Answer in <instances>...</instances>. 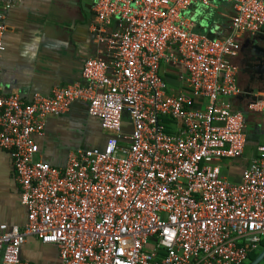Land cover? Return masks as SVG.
Segmentation results:
<instances>
[{
	"label": "built area",
	"instance_id": "1",
	"mask_svg": "<svg viewBox=\"0 0 264 264\" xmlns=\"http://www.w3.org/2000/svg\"><path fill=\"white\" fill-rule=\"evenodd\" d=\"M17 1L0 0L4 10ZM194 1L94 0L100 54L84 60L81 82L30 101L0 92V148L27 211L23 227L0 223L2 264H33L20 257L27 236L54 244L59 264H241L261 249L264 141L231 176L246 115L264 120V92L243 111L230 99L243 94L234 58L241 36L264 28V0H230V32L216 38L194 30ZM75 101L99 119L104 145L77 148L63 166L38 159L34 137Z\"/></svg>",
	"mask_w": 264,
	"mask_h": 264
},
{
	"label": "crops",
	"instance_id": "2",
	"mask_svg": "<svg viewBox=\"0 0 264 264\" xmlns=\"http://www.w3.org/2000/svg\"><path fill=\"white\" fill-rule=\"evenodd\" d=\"M92 6L93 3L86 0H18L14 6L4 10L0 2V23L4 26L5 45L1 59L0 92H16L30 101L36 93L49 94L54 87L81 82L84 60L100 54L92 30L96 21ZM233 11L230 0H211L208 6L195 0L186 14L192 20L195 31L216 38L230 32ZM251 36L249 33L243 34L240 42ZM240 59L239 52L234 58L238 67ZM165 70L168 71L166 80L171 89L182 90L178 69L164 64L162 71ZM240 73L238 82L243 94L230 100L234 109L244 110L251 99L245 92L249 78L245 73ZM258 86L259 82L255 81L253 96L264 92L257 91ZM247 119L249 123L260 124V127L258 133L249 131L242 157L233 161L235 181L239 178L240 168L256 155L257 143L264 141L263 118L253 114ZM106 137L99 119L88 115L86 103L75 101L68 111L49 116L44 134L34 137L39 146L37 158L53 166H63L70 152L77 148L102 147ZM248 145L252 146L251 151H247ZM26 220L27 211L21 202L11 155L0 148V223L23 227ZM20 257L33 264H59L57 247L43 243L34 236H27L21 244ZM252 260L247 256L245 263ZM258 264H264V260Z\"/></svg>",
	"mask_w": 264,
	"mask_h": 264
},
{
	"label": "water",
	"instance_id": "3",
	"mask_svg": "<svg viewBox=\"0 0 264 264\" xmlns=\"http://www.w3.org/2000/svg\"><path fill=\"white\" fill-rule=\"evenodd\" d=\"M89 1L93 3L94 0H86L87 3H89ZM240 57L241 72L248 75L249 78L248 89H246L245 92L246 95L248 94V96L254 100L255 96L252 95V92H254L253 83L255 81H258L260 84V86L256 87V90L264 91V29L242 41L240 46ZM262 260H264V247L248 264H258Z\"/></svg>",
	"mask_w": 264,
	"mask_h": 264
},
{
	"label": "trees",
	"instance_id": "4",
	"mask_svg": "<svg viewBox=\"0 0 264 264\" xmlns=\"http://www.w3.org/2000/svg\"><path fill=\"white\" fill-rule=\"evenodd\" d=\"M248 116H249V115L247 114V115H246V118H247ZM249 121H250V120H248V123H249ZM249 124H250L251 128L248 129V131H247V142H248V133H249V131L251 130V133H258V130H259V128L256 127L255 122L253 123V122L251 121V123H249ZM166 129H167L166 131L169 132V128L167 127ZM263 247H264V238H263L262 241H261V249H262ZM261 249H260V250H261ZM258 253H259V250L256 251V252H254V253H250V254L248 255V259H249V260L254 259V258L258 255ZM241 264H246V263L243 262V263H241Z\"/></svg>",
	"mask_w": 264,
	"mask_h": 264
},
{
	"label": "rangeland",
	"instance_id": "5",
	"mask_svg": "<svg viewBox=\"0 0 264 264\" xmlns=\"http://www.w3.org/2000/svg\"><path fill=\"white\" fill-rule=\"evenodd\" d=\"M252 150V146L251 145H248L247 146V151H251ZM236 168H234V171L232 172L233 173V177L231 176V178L233 179L234 178V176H235V173H236ZM221 175L223 176V177H226L227 176V170L225 169V168H223L222 169V173H221Z\"/></svg>",
	"mask_w": 264,
	"mask_h": 264
},
{
	"label": "flooded vegetation",
	"instance_id": "6",
	"mask_svg": "<svg viewBox=\"0 0 264 264\" xmlns=\"http://www.w3.org/2000/svg\"><path fill=\"white\" fill-rule=\"evenodd\" d=\"M238 64H239V61H238ZM241 69H242V67L240 66V67H239V73L241 72ZM240 74H241V73H240Z\"/></svg>",
	"mask_w": 264,
	"mask_h": 264
}]
</instances>
